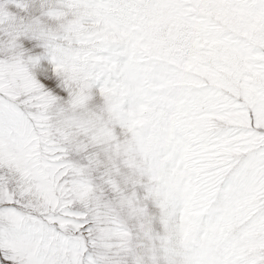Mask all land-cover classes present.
<instances>
[{"label": "snow or ice", "instance_id": "1", "mask_svg": "<svg viewBox=\"0 0 264 264\" xmlns=\"http://www.w3.org/2000/svg\"><path fill=\"white\" fill-rule=\"evenodd\" d=\"M0 264H264V0H0Z\"/></svg>", "mask_w": 264, "mask_h": 264}]
</instances>
